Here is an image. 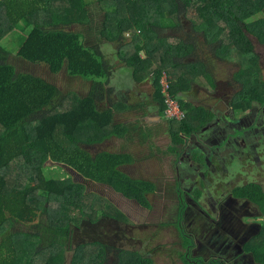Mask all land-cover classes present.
Masks as SVG:
<instances>
[{
    "label": "trees",
    "instance_id": "16d2710c",
    "mask_svg": "<svg viewBox=\"0 0 264 264\" xmlns=\"http://www.w3.org/2000/svg\"><path fill=\"white\" fill-rule=\"evenodd\" d=\"M185 20L216 57L238 64L234 81L239 87L229 102L232 115L221 119L231 128L240 127L239 113L264 105L261 58L251 38L264 44V0H0V264H65L68 251L73 253L69 264H105L102 243L71 248L69 239L73 226L94 224L100 213L118 220V210L100 195L86 193L63 164L151 208L149 194L156 184L121 168L133 162L132 155L92 153L86 147L112 137L132 138L130 128L115 121V108L98 107L104 97L115 99L108 88L119 68L105 47L111 52L117 47L119 59L133 68L135 82L151 80L163 116L160 80L168 74L170 93L186 115L182 121H168L174 165L181 161L186 140L212 123L215 115L206 105L185 98L202 76L216 88L205 62L198 55L190 58L196 51L194 38L179 32ZM74 24L83 30L70 29ZM164 29H173L175 35L162 34ZM12 35L16 45L10 51L2 41ZM12 54L52 73L66 68L86 79L89 91L63 94L46 77L19 70L9 61ZM118 106L119 112L130 108L123 102ZM49 159L52 163L46 164ZM249 187L251 191L235 190V196L254 202L264 218V190L257 184ZM177 208L182 263L231 264L235 257L224 247L216 249L219 257L208 258L202 243L201 254L193 255L195 240L201 241L181 227L186 201ZM18 226L27 231H13ZM244 229L254 235L245 253H252L255 264H264V221L256 231L246 225ZM117 259L115 264H153L122 249Z\"/></svg>",
    "mask_w": 264,
    "mask_h": 264
},
{
    "label": "rangeland",
    "instance_id": "374dc122",
    "mask_svg": "<svg viewBox=\"0 0 264 264\" xmlns=\"http://www.w3.org/2000/svg\"><path fill=\"white\" fill-rule=\"evenodd\" d=\"M183 25L184 30H180L179 32L184 35L191 33L196 47L194 55L190 58H198V55L205 62L216 83V88H214L210 86L205 77L202 76L200 78V83L194 84L192 91L189 92L188 99L190 101L198 105H206L215 115V119L212 123L205 126L201 132H199L197 138L192 136L190 141L214 138L217 131L224 128L228 129V131H225L226 134L224 135L230 134L232 133L231 129L234 128H231L229 123L226 125L225 120L221 118L223 116L232 115V108L229 102L239 87L234 81V74L238 70V64L221 61V59L212 53V46L202 42L203 37L201 34L189 27L188 21H183ZM70 29L83 30V27L74 24ZM161 33L169 36L172 34L175 35L173 29L161 30ZM13 37L12 35V37L2 41V44L10 51L14 44L16 45V41L13 40ZM251 38L255 51L261 58V68L264 76V44H261L255 36H251ZM18 47L19 44L17 48ZM105 49L106 53L111 54L112 64H117L121 61L118 57L117 47L113 52H111L112 50H110L109 47H105ZM9 61L14 62L19 70H28L46 77L49 81L57 85L63 94L73 91L74 93L85 95L89 91V82L80 76L70 75L66 68L60 70L59 73H52L46 66L27 63L28 61L26 62V60L15 58L13 54L9 56ZM118 67L114 75L116 76L117 73H123V78H126L125 75L127 74L123 68L120 65H118ZM112 77L114 78V76ZM136 77H138V74H136ZM118 79L119 75L116 76V80ZM138 85L142 87L150 86V88H152L147 81L138 83ZM146 92L148 91L143 89L137 91V88H135L133 90V95H130L131 91L130 93L128 92V98L127 96L124 97L118 94V96L116 95L115 101L121 100L124 104L129 103L132 106H138V104L144 103V98L148 96ZM101 106H103V104H101ZM239 115L240 117L244 116V114L240 113ZM137 117H139V120H137ZM143 118L144 115L142 110L134 111L130 115L126 113L120 116V120L118 121L121 123L126 122V126L132 131L131 139L126 140L120 137H112L101 144H97L93 147H86V149H89L92 153L96 151H107L112 153L131 152L133 162L121 168L133 178L147 179L156 184V191L149 194L151 208L148 209L141 206L136 200L127 199L123 194L117 193L108 185L100 184L85 178L79 172L63 164L62 167L71 175L72 179L85 186L86 193H96L100 195L106 200L107 205L111 209L115 208L118 210L116 211L118 220L106 219L100 213L94 224L85 222L79 226H73L69 245L73 248L77 244L91 243L93 241L102 243L104 248H106L104 255L105 264H115L118 262V249L150 258L153 264H183L180 260V254L183 253L180 232L175 225L178 214L177 196L174 191L177 171L176 165L172 162L174 156L169 152L171 143V137L168 131L169 119L167 117L165 118L163 114H161V117L156 115L157 121L154 120L151 122L149 118ZM217 122L220 123L217 124ZM215 126H217L216 129ZM234 132L235 135L232 133L229 137H238L241 134L237 129H234ZM221 138L222 137L219 139ZM190 141L188 143H190ZM224 143L225 142H223V144ZM202 144L206 143L202 142ZM239 153L243 152L227 151L224 156L227 160L225 165L228 173L218 171L216 174L212 172L211 167L208 166L206 162L208 159L207 155H202L200 147L198 146L197 151H194V156L203 167L207 179L210 180L212 184L208 189L207 183L201 182L200 186L202 190L200 191L203 194L202 198L207 201H212L214 204L201 200V205H194V203L192 204L191 200H189L190 206L184 211L183 216L185 217L181 221V227L187 233L199 239L204 246H206V249L214 253L213 247L208 248L207 246L209 245L208 242L211 237L213 241H215L218 236H221L219 244H225L228 240V235L242 242L246 240V237L242 236L243 225L252 228L254 231L258 230L260 227L259 224L254 222V216L252 214H256V209L249 210V203L241 200L235 202H232L234 200L229 201V207L232 206L230 208L232 212L229 214L227 220L228 228L226 230L228 235L221 233L216 234V232L211 231L208 226L199 221V218L202 217L199 213L200 210L202 208L205 209L208 204L209 207L212 206L216 209L225 208V203L221 202L223 200H216L215 196L209 195L207 189L215 195L217 192L220 193L221 186H224V196H228V194L233 193V189L236 185L242 184L241 180L233 179L234 176L237 175V172L240 171V164H247L244 157L241 158V162H238V159H240ZM259 153L264 161V155H262L260 150ZM231 161H234L233 165L230 164ZM51 163L52 161L49 159L46 164ZM260 172L262 173V178L258 183H263L262 186L264 189V166ZM240 175L246 177L244 173ZM47 178H50L48 173ZM218 182H220V184H217ZM192 186L193 189H197L199 185L194 181V185ZM236 208H241L242 211L237 212ZM216 212V210H212L213 217L216 216ZM45 224L46 218L43 217L42 225ZM252 229H249V231ZM16 230L20 231L24 230V228L18 226L13 229V231ZM24 231H27V229ZM67 255L65 264H69L73 253L68 251ZM209 255L210 252L207 253V256ZM232 255H235V253H232ZM231 264H236V262L233 260Z\"/></svg>",
    "mask_w": 264,
    "mask_h": 264
},
{
    "label": "flooded vegetation",
    "instance_id": "af4514ba",
    "mask_svg": "<svg viewBox=\"0 0 264 264\" xmlns=\"http://www.w3.org/2000/svg\"><path fill=\"white\" fill-rule=\"evenodd\" d=\"M241 119L242 123L240 127H234V129H237L241 132L240 136L238 137H229L232 133H234L235 135L234 129H231L232 133L224 135L226 134L225 131H228V129L224 128L222 130H218L214 138H207L206 140L202 139L200 141H190L191 137L188 138L184 150L181 154V161L179 165L176 166L177 177L174 184V191L177 196V202L181 205L184 203V201H186L188 209L190 206L189 200H191L192 204L194 203V205H201V200L207 201L202 198L203 194L200 191L202 190L200 186L201 182H206L208 185V189L212 186L211 181L206 177L203 167L198 163L197 158L194 156V151H197L198 146L201 149L202 155H207L208 159L206 162L208 166L211 167L212 172L216 174L218 173V171L228 173L225 165L227 160L224 156L227 151L231 150L234 152H243L239 153L240 159H238V162H241V158L244 157L247 161V164H240V171L237 172V175H235L233 178L235 180H241L242 184L236 185L233 189V193L228 194V196H224V186H221V192H217L215 195L207 189L209 195L215 196L216 200H223L221 202L225 203V208L216 209L212 206L211 208L208 204L205 209L202 208L199 212L202 216L201 218H199V221L208 226L211 231L216 232V234L221 233L228 235V232L226 230L228 228L227 220L229 214L232 212L230 209L232 206L229 207V201L232 200H234L232 202L239 200L247 201L250 207H248L249 210L256 209V214L252 213L254 216V222L260 225V220L264 221V219L261 218V213L258 208L247 197L239 198L235 196V190L238 189L240 191L241 187L252 182L259 181L262 178V173L260 172V170L264 166V161L262 160V156L259 153V150L262 152V155H264V105H255L251 110L244 113V116H242ZM216 128L217 126H215V129ZM193 136L197 138L198 135ZM220 137L222 138L219 139ZM189 141L190 143H188ZM202 142L206 143L209 147H212L213 150H216L218 148V145H221V147H224L223 154L219 155L218 151L214 152L212 150H209L206 146H204L206 144H202ZM223 142L225 143L223 144ZM230 164L233 165L234 161H231ZM241 173L246 174V177H242L240 175ZM194 181L197 185H199L197 189H193L192 185H194ZM217 184H220V182H218ZM245 189H247L248 191L251 190V188ZM207 202L213 203L212 201ZM212 210L217 211L215 217L212 216ZM236 211L238 212L242 210L241 208H236ZM256 218H258V220H256ZM242 236L246 237V240H243L241 242L228 235V240L225 244H219L221 236H218L215 241H213V238L211 237L208 242L209 245L207 246L213 247L215 253L207 249V253L210 252L208 258L219 257V255L216 253V249L224 247L226 252H229L230 254L235 253V255L233 256L235 257L234 261L236 262V264H253L254 260L252 253H245V244L248 243L254 235L249 234L247 229H244L243 225ZM195 242L197 244V247H194L192 251L193 255L197 256L201 254L202 242L199 244L198 240H195Z\"/></svg>",
    "mask_w": 264,
    "mask_h": 264
},
{
    "label": "crops",
    "instance_id": "0c3cea01",
    "mask_svg": "<svg viewBox=\"0 0 264 264\" xmlns=\"http://www.w3.org/2000/svg\"><path fill=\"white\" fill-rule=\"evenodd\" d=\"M117 65H120L123 68V70L127 74V75H125L126 78H123V76H124L123 73H117V75H119V79L116 80V76L117 75L115 76L114 74H112L115 79L113 78L111 84H109L110 87L108 88V91L110 92L112 90L113 93H114V97L115 98H116V95L118 96V94H121L124 97L127 96V98H128L129 97L128 92L130 93V91H131L130 95H133V90L135 88H137V91L140 90V89L148 91V92H146L148 96H146L144 98V100H145L144 103L142 102L141 104H138V106H132L129 103H126V106H128L130 108H128V109H126L125 111H122V112L118 111L119 110L118 104L121 103V100L120 101H117V100L115 101V99H114L113 101H109V99H108L109 97L102 98L100 100V102L98 103V107L99 108H103L105 110L106 109H111L112 107L115 108L116 109L115 121L117 123H119V124L121 123V122L118 121V120H120L119 119L120 116H123L126 113H128L130 115L132 112L137 111V110H139V111L142 110L144 118L145 117H146V119L149 118V120L151 122L154 121V120L157 121L156 120L157 119L156 115H160V107H159L158 103L156 102V100L154 98V88L152 86L151 80L149 78H147V79H145V80H143L141 82L147 81V83H149L152 88H150V86H143L142 87V86L138 85V83H141V82H135L134 81L135 80L134 76H133V72L134 71H133V68L131 66L127 65L126 62H124V61H119V63H117ZM149 91H150V93H149ZM188 96H189V93L185 95V98L187 99ZM126 101H128V100H126ZM101 104H103V106H101ZM196 105H198V104H196ZM137 120H139V117H137ZM129 121H131V120H129ZM122 124L126 125V122L122 123ZM223 150H224L223 148L220 149V152H219L220 155L223 154V152H222ZM214 151H218V150L216 149ZM124 153H129L131 155V152H124ZM253 264H255V263L253 262Z\"/></svg>",
    "mask_w": 264,
    "mask_h": 264
},
{
    "label": "built area",
    "instance_id": "2783aa9c",
    "mask_svg": "<svg viewBox=\"0 0 264 264\" xmlns=\"http://www.w3.org/2000/svg\"><path fill=\"white\" fill-rule=\"evenodd\" d=\"M161 88L165 102V116L169 120L182 121L186 117V115L182 110L179 102L174 97H172L170 93L171 85L166 73H164L162 76Z\"/></svg>",
    "mask_w": 264,
    "mask_h": 264
},
{
    "label": "clouds",
    "instance_id": "9594fccd",
    "mask_svg": "<svg viewBox=\"0 0 264 264\" xmlns=\"http://www.w3.org/2000/svg\"><path fill=\"white\" fill-rule=\"evenodd\" d=\"M167 74V73H166ZM162 76H163V74H162ZM162 76H161V79H162ZM167 77H168V74H167ZM169 80V79H168ZM170 82V81H169ZM160 86H161V80H160ZM161 93H162V88H161ZM163 95V94H162ZM177 100V99H176ZM178 101V100H177ZM179 102V101H178ZM165 103V102H164ZM180 104V103H179ZM165 111V110H164ZM160 117H161V114L159 115ZM164 117L166 118V116H165V112H164ZM185 119V118H184ZM168 121H173V120H168ZM177 122H179V121H177ZM198 135V134H197ZM186 142H187V140H186ZM204 146H206L209 150H212V151H214L213 149H212V147H209L208 145H204ZM224 149V147H221V145H218V148H217V150H218V153L220 152V149ZM215 152V151H214ZM222 152H224V150L222 151ZM220 155V154H219ZM177 166V165H176ZM251 184H257V185H259L262 189H263V183H258V181H256V182H252V183H250V184H248V185H245V186H243V187H245V188H251V187H249V185H251ZM243 187H241L240 189L242 190V188ZM245 188H243V189H245ZM264 190V189H263ZM251 191V190H250ZM256 207H257V205L254 203V202H252ZM262 219H264L263 217H261Z\"/></svg>",
    "mask_w": 264,
    "mask_h": 264
}]
</instances>
